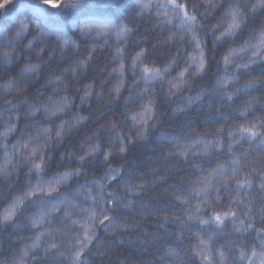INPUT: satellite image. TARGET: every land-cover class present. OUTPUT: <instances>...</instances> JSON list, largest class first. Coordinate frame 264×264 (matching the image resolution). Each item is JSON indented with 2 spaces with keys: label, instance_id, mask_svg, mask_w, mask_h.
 <instances>
[{
  "label": "clouds",
  "instance_id": "clouds-1",
  "mask_svg": "<svg viewBox=\"0 0 264 264\" xmlns=\"http://www.w3.org/2000/svg\"><path fill=\"white\" fill-rule=\"evenodd\" d=\"M0 5V264H264V0Z\"/></svg>",
  "mask_w": 264,
  "mask_h": 264
},
{
  "label": "snow or ice",
  "instance_id": "snow-or-ice-1",
  "mask_svg": "<svg viewBox=\"0 0 264 264\" xmlns=\"http://www.w3.org/2000/svg\"><path fill=\"white\" fill-rule=\"evenodd\" d=\"M61 2H62V0H45V3L51 5L52 7H57ZM2 6L3 5H0V7H2ZM200 67H203V63L202 62H201ZM247 132L250 133L254 137L256 136V133H255V131L252 128H248ZM255 151L257 153H259V154L264 155V144L257 143L255 145ZM254 163H256V161H254ZM36 167L38 168V167H40V165L37 164ZM253 170H255V169H253ZM248 183H249V185H251V181H249ZM11 215H12L11 211H6L5 213L0 214V216H2L3 219H10ZM216 220L221 222V223H223V220L221 218L220 213L216 214ZM207 243H208V241L201 240V244H207ZM253 255H255V254H253ZM262 255H264V253H262ZM205 259H207V257H205Z\"/></svg>",
  "mask_w": 264,
  "mask_h": 264
},
{
  "label": "trees",
  "instance_id": "trees-1",
  "mask_svg": "<svg viewBox=\"0 0 264 264\" xmlns=\"http://www.w3.org/2000/svg\"><path fill=\"white\" fill-rule=\"evenodd\" d=\"M6 2H7V0H0V4L6 3Z\"/></svg>",
  "mask_w": 264,
  "mask_h": 264
}]
</instances>
